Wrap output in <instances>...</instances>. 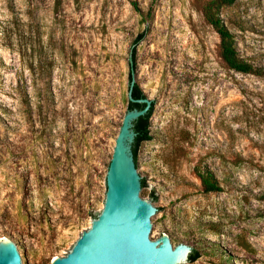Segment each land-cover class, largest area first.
<instances>
[{
    "label": "rangeland",
    "instance_id": "374dc122",
    "mask_svg": "<svg viewBox=\"0 0 264 264\" xmlns=\"http://www.w3.org/2000/svg\"><path fill=\"white\" fill-rule=\"evenodd\" d=\"M208 1L0 0V239H23L32 264L64 257L103 208L134 49L155 113L136 164L159 213L154 241L264 264V75L227 69ZM221 18L240 58L264 69V0ZM198 172L221 192L204 193ZM197 253L194 264H224Z\"/></svg>",
    "mask_w": 264,
    "mask_h": 264
},
{
    "label": "water",
    "instance_id": "95a60500",
    "mask_svg": "<svg viewBox=\"0 0 264 264\" xmlns=\"http://www.w3.org/2000/svg\"><path fill=\"white\" fill-rule=\"evenodd\" d=\"M129 65L127 101L144 104V108L127 110L122 119L106 173V193L100 214L70 251L64 257L53 259L51 264H194L195 261L188 260L193 252L217 253L224 264L245 262L232 248H215L211 243L196 248L182 244L175 247L171 235L154 241L159 213L144 200L146 187L141 189L142 179L132 153L136 137L134 123L148 113L152 102L146 98L133 99L132 53ZM154 114L152 110L151 116ZM31 253L23 239L20 246L10 236L0 239V264H32Z\"/></svg>",
    "mask_w": 264,
    "mask_h": 264
},
{
    "label": "trees",
    "instance_id": "16d2710c",
    "mask_svg": "<svg viewBox=\"0 0 264 264\" xmlns=\"http://www.w3.org/2000/svg\"><path fill=\"white\" fill-rule=\"evenodd\" d=\"M237 0H210L203 6L202 14L205 22L210 25L219 38V57L229 71H233L239 74L245 75H264V69L254 68L251 64L240 58L237 51V44L234 34L225 26L224 21L221 18V13L230 8ZM144 33H141L134 40L133 45L136 46L143 39ZM133 64L135 67V49L132 53ZM132 97L134 100L146 98L138 85H134L132 90ZM144 108V104H135L127 101V110ZM153 108L150 107L148 113L140 117L134 123V132L136 137L132 145V153L135 164H137V156L140 145L143 142L151 140L149 130V118L152 114ZM197 178L200 181L202 191L206 194L219 193L221 187L215 177L210 173L198 172ZM145 180H141V189L145 188ZM199 258L198 253L193 252L189 256V262H194Z\"/></svg>",
    "mask_w": 264,
    "mask_h": 264
},
{
    "label": "flooded vegetation",
    "instance_id": "af4514ba",
    "mask_svg": "<svg viewBox=\"0 0 264 264\" xmlns=\"http://www.w3.org/2000/svg\"><path fill=\"white\" fill-rule=\"evenodd\" d=\"M151 107H152V105H151Z\"/></svg>",
    "mask_w": 264,
    "mask_h": 264
}]
</instances>
